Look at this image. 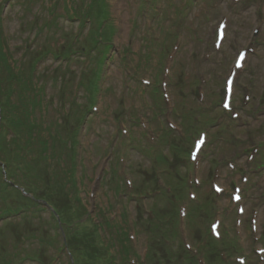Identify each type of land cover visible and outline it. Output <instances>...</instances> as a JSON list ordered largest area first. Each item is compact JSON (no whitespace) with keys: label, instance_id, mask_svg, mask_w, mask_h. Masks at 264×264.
I'll list each match as a JSON object with an SVG mask.
<instances>
[{"label":"rangeland","instance_id":"rangeland-1","mask_svg":"<svg viewBox=\"0 0 264 264\" xmlns=\"http://www.w3.org/2000/svg\"><path fill=\"white\" fill-rule=\"evenodd\" d=\"M221 20H227L226 37L221 48L215 49V30ZM0 37L19 74H15L16 84L38 101L27 100L26 111L18 108L23 125L13 128L19 145L12 141L15 134L6 127L10 125L0 127V163L11 164L6 170L19 176L27 193H0V208H29L18 217L0 219V264H131L130 260L141 264L147 244L146 264H175L167 261L176 255L167 254L160 243L167 239L165 227L158 225L170 204L135 194L153 187L149 186L153 159L159 152L160 143L144 138L145 130L150 127L156 132L161 123L168 126L169 121L180 130L177 115L172 112L166 118L154 105L165 112L173 110L175 102L185 115L198 106L216 119L207 129V142L196 161L193 175L201 184L192 190L195 202L186 198L189 216L182 219L177 250L186 246L188 256H195L197 247L202 252L199 243H204L206 228L215 219L221 220L222 232L221 240L213 239L214 245L209 242V250L216 247L215 251H205L194 260L183 255L179 261L240 264L235 258L244 256L246 264H264L255 252L264 247V0H0ZM176 44L173 58L169 55L164 62L170 70L164 71L168 73L163 79L171 99L159 101L151 84L162 78V55ZM106 45H111L108 52ZM244 48L254 51L249 52L245 69L237 71L234 83L232 106L239 118L229 114L218 121L215 114H219L225 76ZM70 51L68 61L63 60ZM94 68L99 79H95ZM5 75L1 81L4 94L10 75L7 68ZM26 77L31 79L32 91L22 84ZM144 80L151 84L144 85ZM196 92L203 102L197 101ZM245 93L250 97L246 103ZM1 94L6 108V95ZM89 99H95L96 111L87 112ZM29 125H33L34 137L39 131L38 140L32 143L26 137ZM223 125L228 132L215 139ZM124 130L131 139H123L128 143L123 153L115 146ZM149 145L155 151L146 158L150 151L144 147ZM22 146L31 155L26 156L24 150L22 154ZM249 154L253 156L250 162ZM30 156L29 171L21 179L17 166L22 169L21 163ZM160 160L156 158L159 165L155 169L167 177ZM114 165L123 184L130 180L136 191L123 186L118 196L111 181ZM242 175L247 182H242ZM212 181L225 188L223 195L212 199L214 205L212 196L205 198ZM234 183L242 187L245 214L241 217L230 204ZM138 203L142 212V206L146 211L152 207L158 222L140 218ZM127 217L136 220L135 231L129 228L132 224L128 225ZM143 217L157 220L152 214ZM252 217L256 219L254 231ZM127 227L130 236L134 233L129 251L121 241L127 238ZM175 248L167 247L169 251ZM218 250V256H209Z\"/></svg>","mask_w":264,"mask_h":264},{"label":"trees","instance_id":"trees-1","mask_svg":"<svg viewBox=\"0 0 264 264\" xmlns=\"http://www.w3.org/2000/svg\"><path fill=\"white\" fill-rule=\"evenodd\" d=\"M74 13H76L75 10H74ZM4 67L7 68V70L10 73L9 78H8V81H6L8 83V89H7V93L6 94L2 93V92H4V87H2V85H1L3 83V81L6 79V75L4 76V70H5ZM15 70H16V68H14L11 65V63L9 62L8 53H7V51L5 49V46L3 44V40L0 37V94L2 93L1 94V97L4 96V95H6V102H5L6 108H7V106L10 103V108L7 110L4 107L3 102L0 101V112H1L0 127L1 128H4L6 125H10V126H6V127L10 130V132H12L13 134H15L12 137V141L15 142L16 145H19L18 144V139L20 137L16 135L15 129L13 128V127H20V126L23 125L22 119H20L19 118V115H18V108H20V109L21 108L22 109L24 108L25 111H26V106L25 105H26V101L27 100L31 101L32 103L34 102L35 104L38 101L35 102L34 101V98L32 96H29L28 97L27 96V92L26 91H23L18 86V84H16V82H15V74L16 75H19V74L16 73ZM1 81H2V83H1ZM22 84H23V86L25 84V86L27 87V89L29 91H32V88H31V86H32L31 79H29L28 77H26L24 83H22ZM23 94L25 96H23ZM87 111H88V108H87ZM2 112H3V114H2ZM29 112L30 111H29V109L27 107V113L29 114ZM25 115H26V113H25ZM183 120H186L187 121V118L186 117H183ZM26 124L28 125V118H27V123ZM32 128H33V125H29L28 126V129H27L28 135H26V137H28V138L30 137V139H31L30 143L33 142V139L35 141H37L38 140V136H39V131L37 129L36 132H35V137H34V133L32 132ZM21 139H22V137H21ZM44 145H45V143L42 144V147ZM179 145H180L179 142H174L173 143V147H178ZM173 147H172V150H174ZM178 149H177V151H173V156L172 157L170 156V159H169V162H168V166H170L172 168V172H170L169 181L176 183V188H175V192L176 193L175 194L179 193V191L181 190V188L183 186V184H182L183 178H182L181 174L179 173V168L177 167V165H178L177 159L180 157V155H181L180 153L184 151L183 148H182V144H181L180 147H178ZM23 150L26 152V156L27 155L28 156L31 155L30 152H29L30 150H28V148H23V146H22V154H23ZM22 157H23V155H22ZM22 157L20 158L19 161L23 160ZM31 160H33V158L30 156L29 159H26L24 161L25 163L22 162L21 163L22 164V169H21V167L17 166L18 172H21V175H20L21 176V179H24V177H22L23 174H26L27 171H29L28 164H31L32 163ZM6 164L8 165V167H11V164L9 162L8 163L6 162ZM23 166H25V168H23ZM6 175L8 176V178L10 180H12L13 185L10 182H6L3 179L2 171L0 169V193H12L13 194V193H16V192H21L14 185L20 186V187L22 186V187L25 188V185L22 183V181L20 180L19 176L14 173V171H11V169H10V171H6ZM26 182H27V184L29 183L28 181H26ZM31 183H33V182H31V180H30V185H31ZM71 185L74 186L72 183H71ZM36 188H37V186H36ZM44 199H46V198H44ZM19 207H21V206L18 205L17 207H14L12 209L5 207L3 209V211L4 212H7V211H10V210H13L14 212H16V210H18ZM1 211L2 210L0 208V212ZM173 214H174V209L173 208H170V211L166 214V216L164 218L165 219H168L167 221L170 222L173 219ZM1 215L2 214H0V216ZM162 218L163 217L160 215V220H162ZM55 220L57 222V219L56 218H55ZM212 251H214V250L211 249L210 252H212ZM209 256H215V255L212 254V255H209Z\"/></svg>","mask_w":264,"mask_h":264},{"label":"snow or ice","instance_id":"snow-or-ice-1","mask_svg":"<svg viewBox=\"0 0 264 264\" xmlns=\"http://www.w3.org/2000/svg\"><path fill=\"white\" fill-rule=\"evenodd\" d=\"M242 55H243V54L241 53V56H242ZM237 65L239 66V61H237ZM228 83L231 84V80H229ZM225 106L227 107V104H226ZM218 190H219V189H218Z\"/></svg>","mask_w":264,"mask_h":264}]
</instances>
